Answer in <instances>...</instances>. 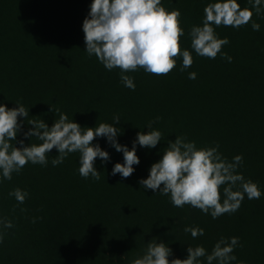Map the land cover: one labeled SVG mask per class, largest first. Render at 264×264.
<instances>
[{
    "label": "trees",
    "instance_id": "trees-1",
    "mask_svg": "<svg viewBox=\"0 0 264 264\" xmlns=\"http://www.w3.org/2000/svg\"><path fill=\"white\" fill-rule=\"evenodd\" d=\"M209 2L162 0L167 10L181 13L180 46L189 49L193 64L181 70L178 55L167 75L142 68L128 72L136 85L132 90L121 82L119 68L109 71L85 51L82 22L91 0H0V103L12 108L20 102L29 111L18 118L24 124L17 141L39 144L24 136L32 127L28 123L44 120L51 126L60 112L82 127L113 123L118 115V142L129 148L154 120L153 128L162 133L155 149L138 146L140 164L127 178L111 174L114 163L123 162L122 153L97 138L93 143L111 157L107 164L96 159L99 180L80 176L78 152L53 166L55 148L46 166L29 162L11 180H0V217L13 225L0 227V264H130L153 238L172 249L170 260L184 259L189 246L202 245L211 253L219 239L233 236L239 237L232 253L237 261L264 264V194L251 200L245 195L237 211L213 219L188 204L175 207L168 195L138 184L167 141L184 136L198 148L218 145L228 161L242 155L237 171L264 193V5L257 14L250 0H238L253 8L259 31L252 21L238 29L215 28L229 41L221 49L232 57L229 62L219 53L210 59L191 49L188 34L202 24ZM189 72L196 79H189ZM15 188L28 192L23 204L9 195ZM187 226L204 229V235L193 238L184 231Z\"/></svg>",
    "mask_w": 264,
    "mask_h": 264
},
{
    "label": "clouds",
    "instance_id": "clouds-1",
    "mask_svg": "<svg viewBox=\"0 0 264 264\" xmlns=\"http://www.w3.org/2000/svg\"><path fill=\"white\" fill-rule=\"evenodd\" d=\"M257 14L262 12L264 0H250ZM89 11L82 22L85 51L94 55L109 71L120 69V80L125 87L135 90L134 78L127 75L142 68L146 73L156 76L167 75L176 66L174 57H182L181 70L191 67L192 54L189 49H181L180 37L184 29L180 26L181 13L178 9L167 10L162 0H91ZM253 8L241 7L238 0H211L203 8V22L193 25L189 32L191 49L198 56L215 59L219 53L231 62L232 57L222 52V46L228 44L227 38H220L215 28H240L252 21ZM252 29L260 30V25L252 21ZM195 72H189V79H196ZM9 108L0 103V180H11L12 174L19 173L26 164L46 166L48 156L53 148L58 152L51 163L62 164L70 153H79L80 176H89L99 180L100 173L96 167V159L107 164L111 161L110 153L103 149L97 138H104L116 152L122 153L123 162L114 163L111 174L130 177L135 172L134 165L140 164L137 148L155 149L162 140L160 130L153 128L155 120L146 125L149 131H139L132 141L131 148L118 142L121 135L119 116L113 123H100L95 127H82L74 119L70 120L66 113L60 112L51 126L44 120H33L24 136L37 138L40 143L25 144L17 141L18 133L24 124L29 111L20 102ZM58 112V109L50 108ZM159 117L156 118L158 120ZM12 141H15L13 144ZM19 143V147L15 145ZM216 147L198 148L195 141L184 136H176L174 141L168 140L167 147L161 150L160 158L148 169L146 178L141 177L138 184L145 190L168 195L175 207L188 204L210 214L213 219L225 213L239 209L247 195L248 199H259L262 193L259 186L251 179H245L237 169L243 161L242 155L228 161ZM221 186L223 190L221 192ZM238 186V187H237ZM237 188V190H233ZM16 201L23 204L28 192L15 188L10 193ZM0 227H13L11 220L0 217ZM193 238L204 235V229L187 226ZM4 235L0 232V243ZM239 237H222L211 253L202 245L187 247V257L173 258L172 249L156 238L146 245L144 253L131 260L130 264H244L233 255Z\"/></svg>",
    "mask_w": 264,
    "mask_h": 264
}]
</instances>
